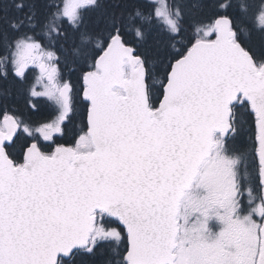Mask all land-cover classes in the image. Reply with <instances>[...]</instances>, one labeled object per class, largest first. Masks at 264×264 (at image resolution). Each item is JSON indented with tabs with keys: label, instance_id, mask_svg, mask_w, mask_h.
I'll return each mask as SVG.
<instances>
[{
	"label": "snow or ice",
	"instance_id": "1",
	"mask_svg": "<svg viewBox=\"0 0 264 264\" xmlns=\"http://www.w3.org/2000/svg\"><path fill=\"white\" fill-rule=\"evenodd\" d=\"M0 264H264V0H0Z\"/></svg>",
	"mask_w": 264,
	"mask_h": 264
},
{
	"label": "trees",
	"instance_id": "2",
	"mask_svg": "<svg viewBox=\"0 0 264 264\" xmlns=\"http://www.w3.org/2000/svg\"><path fill=\"white\" fill-rule=\"evenodd\" d=\"M18 98H21V100ZM11 99H12V102L19 108L20 111H22L26 114H30L33 120H39V118L41 116L40 110L39 111H33L30 109V107L27 105L26 94L25 95H17L14 92ZM77 120L79 123V119H77Z\"/></svg>",
	"mask_w": 264,
	"mask_h": 264
},
{
	"label": "rangeland",
	"instance_id": "3",
	"mask_svg": "<svg viewBox=\"0 0 264 264\" xmlns=\"http://www.w3.org/2000/svg\"><path fill=\"white\" fill-rule=\"evenodd\" d=\"M27 75H28L29 80L31 81L34 79L35 73L32 71H29L27 73ZM18 99L21 100V98H18ZM33 103H37L38 107L40 109L41 116H40L39 120H42L45 118H52L55 115V112L47 107L45 98H40L39 100H33Z\"/></svg>",
	"mask_w": 264,
	"mask_h": 264
},
{
	"label": "flooded vegetation",
	"instance_id": "4",
	"mask_svg": "<svg viewBox=\"0 0 264 264\" xmlns=\"http://www.w3.org/2000/svg\"><path fill=\"white\" fill-rule=\"evenodd\" d=\"M76 123L78 124V120L76 121ZM58 142H61V143H63V142H64V140H62V139H58Z\"/></svg>",
	"mask_w": 264,
	"mask_h": 264
}]
</instances>
